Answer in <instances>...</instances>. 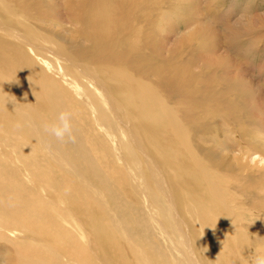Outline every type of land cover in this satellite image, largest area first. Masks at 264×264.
<instances>
[{
    "label": "bare ground",
    "instance_id": "6f19581e",
    "mask_svg": "<svg viewBox=\"0 0 264 264\" xmlns=\"http://www.w3.org/2000/svg\"><path fill=\"white\" fill-rule=\"evenodd\" d=\"M215 2L0 0V264L264 258V13Z\"/></svg>",
    "mask_w": 264,
    "mask_h": 264
},
{
    "label": "rangeland",
    "instance_id": "374dc122",
    "mask_svg": "<svg viewBox=\"0 0 264 264\" xmlns=\"http://www.w3.org/2000/svg\"><path fill=\"white\" fill-rule=\"evenodd\" d=\"M246 3L257 5L259 7L258 12L264 13V0H216L214 5L215 8L224 7L225 10L233 8L234 11H239V9L244 8ZM249 46L251 47L252 45ZM250 50L254 51V47L250 48ZM252 54L253 52L250 55L244 56L242 66L248 70L246 78L248 80L254 79L257 88L264 92V49L256 50Z\"/></svg>",
    "mask_w": 264,
    "mask_h": 264
},
{
    "label": "clouds",
    "instance_id": "9594fccd",
    "mask_svg": "<svg viewBox=\"0 0 264 264\" xmlns=\"http://www.w3.org/2000/svg\"><path fill=\"white\" fill-rule=\"evenodd\" d=\"M71 113L68 111H61L57 114L55 120L44 125V131L56 140L63 142L65 138L73 139L72 125L70 122ZM256 264H264V258L257 257Z\"/></svg>",
    "mask_w": 264,
    "mask_h": 264
}]
</instances>
